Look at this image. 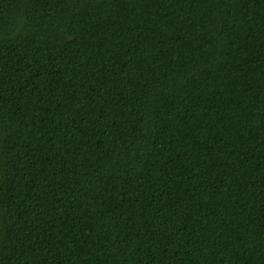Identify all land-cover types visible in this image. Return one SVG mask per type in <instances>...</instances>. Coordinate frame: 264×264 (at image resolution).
I'll return each mask as SVG.
<instances>
[{
	"label": "trees",
	"instance_id": "16d2710c",
	"mask_svg": "<svg viewBox=\"0 0 264 264\" xmlns=\"http://www.w3.org/2000/svg\"><path fill=\"white\" fill-rule=\"evenodd\" d=\"M0 264H264V0H0Z\"/></svg>",
	"mask_w": 264,
	"mask_h": 264
}]
</instances>
